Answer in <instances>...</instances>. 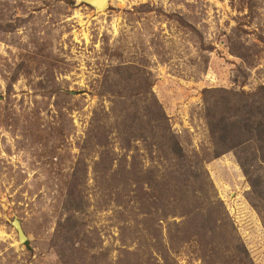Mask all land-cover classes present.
<instances>
[{"label":"rangeland","instance_id":"374dc122","mask_svg":"<svg viewBox=\"0 0 264 264\" xmlns=\"http://www.w3.org/2000/svg\"><path fill=\"white\" fill-rule=\"evenodd\" d=\"M237 254L264 264V0H0V264Z\"/></svg>","mask_w":264,"mask_h":264},{"label":"trees","instance_id":"16d2710c","mask_svg":"<svg viewBox=\"0 0 264 264\" xmlns=\"http://www.w3.org/2000/svg\"><path fill=\"white\" fill-rule=\"evenodd\" d=\"M171 154H172L174 159L177 158V157L180 158V159L183 158V156L181 154V149L178 146V143H176V142L173 143L172 149H171ZM240 165L242 166V169L244 170V174L247 176L248 173L245 170V166H243L244 164H240ZM124 182H125V180L120 181V184L124 183ZM187 183L189 185H187ZM173 186H174L173 187L174 189H177V187L180 186V188H181V195L180 196L183 197V200H184V196L191 195L194 192L199 193V194H203L204 193L202 188L197 185V177H196V175H189L188 182L184 179V180L178 181L176 183V185H173ZM200 200H201V202H199V208H198L200 212L205 211V209L208 206H212L213 205V202L211 200H209L206 195L201 196ZM186 204L188 205V209H189L190 205L193 204V202L186 203ZM209 223H210L209 224L210 226L207 227V228L210 229L209 234H210V237L212 235L211 239L213 241H216V242H218L219 239H220L219 245L221 247H225L226 249L229 250V246H231V244H229L228 240L225 243V240H224V238H223V236L221 234V230H223V229H222L221 226H218V224H217L218 221L216 219L211 218ZM216 229L217 230L219 229L218 233L215 231ZM219 236L221 238H219ZM203 243H205V242L203 241ZM237 249H238V247H237ZM237 256H239V254H237L236 256H232V255H228V256L222 255L221 256V255H219L218 257H219V260H222L223 264H234V263L235 264H239V260H238Z\"/></svg>","mask_w":264,"mask_h":264},{"label":"water","instance_id":"95a60500","mask_svg":"<svg viewBox=\"0 0 264 264\" xmlns=\"http://www.w3.org/2000/svg\"><path fill=\"white\" fill-rule=\"evenodd\" d=\"M81 2L93 7L97 12H101L105 10L108 6L109 0H80ZM11 225L14 227V229L17 232L18 240L20 243L26 242L27 238L24 235L21 225L17 219H14L11 222Z\"/></svg>","mask_w":264,"mask_h":264}]
</instances>
